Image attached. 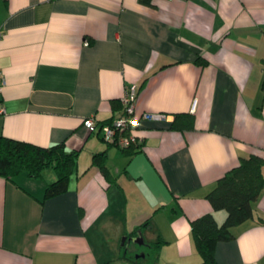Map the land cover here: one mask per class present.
Segmentation results:
<instances>
[{
  "label": "crops",
  "instance_id": "0c3cea01",
  "mask_svg": "<svg viewBox=\"0 0 264 264\" xmlns=\"http://www.w3.org/2000/svg\"><path fill=\"white\" fill-rule=\"evenodd\" d=\"M0 31V136L77 152L51 197L52 168L0 176V264L119 260L146 218L156 264H199L190 221L212 211L206 193L241 156L264 153V0H0ZM130 85L135 115L167 117L141 119L127 155L82 120L117 115ZM181 112L192 129L171 127ZM103 151L113 181L92 165ZM252 209L216 244L218 264H264V187Z\"/></svg>",
  "mask_w": 264,
  "mask_h": 264
},
{
  "label": "trees",
  "instance_id": "16d2710c",
  "mask_svg": "<svg viewBox=\"0 0 264 264\" xmlns=\"http://www.w3.org/2000/svg\"><path fill=\"white\" fill-rule=\"evenodd\" d=\"M139 2L151 5V0H139ZM195 61L197 64L206 62L202 56L197 57ZM139 87L140 85L136 86L134 99ZM261 88L264 90V76L261 81ZM120 105L121 111L109 120L122 112V104L115 100L112 101L114 110ZM170 124L172 128L178 130L192 129L194 117L188 112L176 113ZM139 144L136 139L127 146H121V148L127 155H131L136 152ZM76 156L77 152L66 149L63 142L43 147L24 140L0 136V176L12 178L19 172H25L32 178H38L43 175L45 169L52 168L55 172V179L46 183L44 197L54 196L67 189ZM92 165L96 166L108 181L115 179L108 171L105 151L93 155ZM263 187L264 153H250L247 156H241L235 166L215 181L213 187L205 195L212 211L190 221L191 236L200 254L199 264H218L214 254L216 244L219 241L232 239L234 237L233 226L252 217V204ZM217 210L225 212L221 222L217 221L214 216L213 211ZM149 221L150 218H146L124 236L125 240L119 246V260H109L99 264H156V254L160 241H145L142 236V230ZM138 233L141 234L143 242L141 244L135 243L136 249L131 251L130 242L126 243V240Z\"/></svg>",
  "mask_w": 264,
  "mask_h": 264
},
{
  "label": "built area",
  "instance_id": "2783aa9c",
  "mask_svg": "<svg viewBox=\"0 0 264 264\" xmlns=\"http://www.w3.org/2000/svg\"><path fill=\"white\" fill-rule=\"evenodd\" d=\"M1 36V31H0ZM86 43V42H84ZM3 83V78L0 74V91ZM136 93V85H130L125 88V92L120 99L122 104V112L120 115L113 117L106 122H98L92 115L86 116L82 120L83 126L91 133L99 134L103 140L116 143L120 146H127L137 139L134 132L139 125L141 119L144 120H165L167 115L163 112L148 113L144 112L140 116L134 114V96ZM195 109L193 102L190 111ZM4 112V108L0 102V113Z\"/></svg>",
  "mask_w": 264,
  "mask_h": 264
},
{
  "label": "water",
  "instance_id": "95a60500",
  "mask_svg": "<svg viewBox=\"0 0 264 264\" xmlns=\"http://www.w3.org/2000/svg\"><path fill=\"white\" fill-rule=\"evenodd\" d=\"M124 240H125V237L122 238V243ZM129 241H132V242H135L138 244H141L143 242L142 236L140 233H138L136 236H132V237L127 238L126 243H128Z\"/></svg>",
  "mask_w": 264,
  "mask_h": 264
},
{
  "label": "rangeland",
  "instance_id": "374dc122",
  "mask_svg": "<svg viewBox=\"0 0 264 264\" xmlns=\"http://www.w3.org/2000/svg\"><path fill=\"white\" fill-rule=\"evenodd\" d=\"M50 172H51V169H50V168L46 169V170L44 171L45 176H48V174H49Z\"/></svg>",
  "mask_w": 264,
  "mask_h": 264
}]
</instances>
